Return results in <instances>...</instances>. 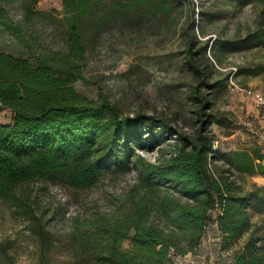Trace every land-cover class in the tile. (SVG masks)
I'll use <instances>...</instances> for the list:
<instances>
[{
  "label": "trees",
  "instance_id": "obj_1",
  "mask_svg": "<svg viewBox=\"0 0 264 264\" xmlns=\"http://www.w3.org/2000/svg\"><path fill=\"white\" fill-rule=\"evenodd\" d=\"M180 1L62 0L69 46L64 75L48 62L32 64L27 58L0 52V111L13 114L10 124H0L1 200L20 201L17 188L37 180L84 189L93 186L109 166L123 168L132 162L137 168L129 194L113 211L71 231L76 244L72 264H170L172 254L184 256L199 246L210 223L216 226L224 249L245 236L226 264H264V184L245 187L233 179V171L264 176L263 156L256 149L235 150L215 163L217 149L210 131L214 114L208 93L194 89L196 127L186 133L154 115H122L108 98L88 99L72 86L85 54L83 33L93 26L83 20L86 15L97 11V25L168 28L182 14ZM254 1L260 3L264 20V0ZM198 14L202 20L203 9ZM6 20L0 5V24ZM189 20L192 26L185 46L189 65L200 85L210 90L207 76L193 63L196 58H190L196 54L191 52L192 45H201L204 55L210 40L195 35L193 11ZM261 42L264 27L241 39H214L209 50L213 48L217 58L220 47L236 51ZM229 74H221L225 84ZM144 135L153 143L158 136H174L175 142L167 156L150 162L132 147ZM35 233L42 249L39 264H51L43 260L53 244L51 237L39 225ZM0 253L6 264H16L5 245H0Z\"/></svg>",
  "mask_w": 264,
  "mask_h": 264
},
{
  "label": "rangeland",
  "instance_id": "obj_2",
  "mask_svg": "<svg viewBox=\"0 0 264 264\" xmlns=\"http://www.w3.org/2000/svg\"><path fill=\"white\" fill-rule=\"evenodd\" d=\"M181 0L182 14L170 27L144 24L139 29L120 28L111 23L95 24L97 11L84 17L92 23L83 33L85 54L80 72L72 83L75 91L88 99L103 96L114 103L122 115L144 113L169 120L178 131L190 133L196 127L194 89L208 93L214 120L216 160L224 153L256 149L264 161V109L257 106L254 94L264 97V42L236 51L217 49V58L209 50L214 39H241L264 27L260 3L252 0L232 3L225 0ZM7 20L0 24V52L27 58L32 64L45 61L64 75L68 52V29L62 0H0ZM203 9V19L198 12ZM194 13L195 35L209 39L204 55L202 46L192 45L193 63L207 76L212 88L206 89L194 76L186 52L191 32L189 17ZM202 30V31H201ZM228 82L222 73H229ZM232 79L239 89L229 86ZM250 92V93H248ZM13 114L0 111V124H10ZM144 135L132 143L135 152L147 161L165 157L173 148L174 136H158L156 143ZM131 161V160H130ZM137 178L132 162L127 167L109 166L102 170L89 188H72L58 181L37 180L17 188L21 200L10 203L0 199V245L16 264H39L42 249L35 233L39 225L52 239L43 259L51 264H72L75 241L71 231L100 214L113 211L129 194ZM233 179L247 187L264 184L262 175L233 171ZM252 221L257 220L249 208ZM245 236L231 248L220 245L216 226L210 223L201 242L192 253L172 254L170 264H226ZM0 264H6L0 253Z\"/></svg>",
  "mask_w": 264,
  "mask_h": 264
},
{
  "label": "built area",
  "instance_id": "obj_3",
  "mask_svg": "<svg viewBox=\"0 0 264 264\" xmlns=\"http://www.w3.org/2000/svg\"><path fill=\"white\" fill-rule=\"evenodd\" d=\"M229 86L233 87L234 89H239L232 79H229ZM253 97H254L255 104L264 109V97L259 94H254Z\"/></svg>",
  "mask_w": 264,
  "mask_h": 264
}]
</instances>
